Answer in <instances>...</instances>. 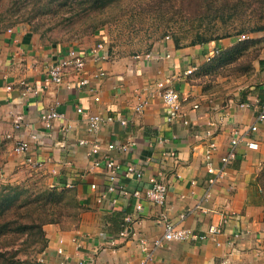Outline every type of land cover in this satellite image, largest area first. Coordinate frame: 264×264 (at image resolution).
Instances as JSON below:
<instances>
[{
    "label": "crops",
    "instance_id": "1",
    "mask_svg": "<svg viewBox=\"0 0 264 264\" xmlns=\"http://www.w3.org/2000/svg\"><path fill=\"white\" fill-rule=\"evenodd\" d=\"M229 43L211 42L175 48L167 41L148 52L169 53L168 58L160 61L134 57L115 59L112 56L106 62L95 64L90 61L84 75L92 74L98 68L107 74L98 86L100 100L95 103L86 90L75 86L77 77L74 74H68L59 86L44 83L48 66L64 57L66 49L43 44L35 33L21 27L0 31V181L13 180L35 170L34 173L41 174L49 186L73 188L85 207L75 228L61 230L55 225L45 226V264H140L142 254L138 240L143 237L150 243L164 234L160 214L163 212L178 224L180 213L200 200L204 211H196L178 225L202 233L209 225L221 220L220 214H231L225 234L220 237L222 245L217 247L211 240L171 241L155 253L149 264H261L264 259V206L256 177L264 165V146L258 151L238 146L236 159L227 175L206 192L208 175L202 167L204 146L200 137H196L208 121L216 122L224 115V123L216 129L218 149L214 161L218 166L219 157L228 149L232 129L245 131L255 121L264 99V49L260 65L254 64L255 80L243 82L237 90L222 92L221 96L212 99V95L219 93L204 85L200 70L213 49ZM91 46L75 49L88 52ZM193 67L196 70L186 75ZM171 76V85L183 100V115L189 120L187 126L180 120L167 122V112L158 97H150L141 112L134 110L153 89L155 81ZM149 86L152 87L149 89ZM237 100L248 101L252 107L240 109ZM194 105L198 106L196 110L192 109ZM79 107L82 114L76 111ZM53 108L64 117L54 121L47 131L40 116ZM89 114L127 120L124 128L118 121L105 124L96 135L103 149L111 142L133 143L127 151L111 152L123 166L134 164L144 168L146 175H154L162 168L163 151H173L177 155L179 177L171 176V172L166 174L165 205L158 208L143 202V211L135 217L132 231L125 238L120 236L123 220L133 212L134 201L121 198L116 205L108 201L98 203L96 197L100 191H94L90 186L104 187L103 167L91 168L87 148L75 146L77 139L93 140L94 136L86 132L84 125L85 115ZM19 118L22 127L15 129L14 121ZM64 125H70L71 131L63 135L60 129ZM33 134H37V140L31 139ZM254 137L264 142V122L259 124ZM19 139L28 144L27 156L41 162L40 167L32 168L25 162V155L14 152ZM66 161L71 165L66 166ZM165 163L167 167L172 165L168 160ZM124 184L131 192L149 186L147 182L135 179L125 180ZM238 227L244 235L231 253L226 242ZM59 248L62 254L57 253Z\"/></svg>",
    "mask_w": 264,
    "mask_h": 264
},
{
    "label": "rangeland",
    "instance_id": "2",
    "mask_svg": "<svg viewBox=\"0 0 264 264\" xmlns=\"http://www.w3.org/2000/svg\"><path fill=\"white\" fill-rule=\"evenodd\" d=\"M158 8L167 10L151 11ZM240 23L250 26L243 32V40H238L243 35L237 33ZM256 25L264 26V0H112L102 8H91L87 0H0V31L21 27L35 33L41 43L66 50L93 47L99 41L115 59L144 56L165 43L167 36L175 48L230 42L222 47L228 49L239 41L259 40L256 46L246 44L245 50L235 55L233 64L223 66L216 62L212 67L201 68L204 85L219 93L212 99L255 80L254 64L260 65L264 49V31L249 32ZM34 172L0 184L19 185L28 192L43 187L50 190L52 187L41 174ZM262 177L258 181L264 195ZM262 200L264 206V196ZM54 208L53 203L43 208L33 206L28 215L12 218L15 223L10 232L0 238V264H45L47 245L33 223H43L46 217L49 220ZM74 221L61 216L59 223L42 225V230L45 232L48 225L72 229L79 222ZM260 262L264 264V259Z\"/></svg>",
    "mask_w": 264,
    "mask_h": 264
},
{
    "label": "built area",
    "instance_id": "3",
    "mask_svg": "<svg viewBox=\"0 0 264 264\" xmlns=\"http://www.w3.org/2000/svg\"><path fill=\"white\" fill-rule=\"evenodd\" d=\"M246 36L242 35L238 40L245 39ZM169 41V37H165V42ZM218 53V48L213 49L210 54L206 57V61ZM110 55L108 49L102 42H97L93 47H91L88 52H81L74 49L67 50V54L59 59L57 62L52 63L48 66L45 74L44 83L53 84L59 86L64 83V79L68 74H74L77 77L75 86L77 88H82L86 90L91 96L95 103L99 102V87L101 82L106 77V72L102 68H98L95 72L89 75H84L85 68L88 62H93L95 64L100 62L108 61ZM169 53H146L144 56H134L135 59L148 58L150 60L160 61L163 58H168ZM264 64V62H263ZM196 68H189L186 71V75H191ZM172 76L165 78L160 81H155L153 84V89L148 91V94L144 99L135 106V111L141 112L148 103L150 97H158L162 101L163 107L167 112L166 121L173 123L175 120H180L184 126L189 124V120L185 118L182 111V102L180 93L172 85ZM67 87L70 86L67 84ZM152 87V86H151ZM150 86L147 88H151ZM37 93V91H35ZM237 106L240 109H249L252 104L248 101L237 100ZM198 108L197 105L192 107L193 110ZM215 109V107H214ZM77 113L82 114L83 110L81 107L77 108ZM63 114L56 110L55 108L44 111L40 120L43 124L45 130L49 131L52 128V124L56 120L63 119ZM113 121H118L121 127H126L127 120L124 118L116 119L114 116H103L101 114H89L85 115L84 125L85 130L88 134L93 137L92 141H87L85 139H77L75 146L86 147L87 157L89 159V165L91 168H101L104 170L105 184L104 187L99 189L96 184H92L90 187L94 191H100L96 197L98 203L108 201L111 205H116L119 199L124 201L133 200V212L127 214L124 217L123 230L120 236L125 238L132 231L133 221L135 217L143 211V202H149L155 207L161 208L165 205L167 198V186L164 182L166 174L171 172V176H176V168L178 166L177 155L173 151H163L161 153L162 158V168L154 175H146L144 168L134 165L126 164L123 166L120 162L115 160L111 156V152L114 150L127 151L131 144H119L118 142H111L107 144L106 148L103 149L101 146V141L96 136L101 130L102 126ZM225 121L224 115L219 116L218 120L208 121L201 134H197L203 142V158L202 167L208 175L205 180L206 192L213 189L218 185L223 178L227 175L228 169L236 159L237 148L240 145H244L250 151H258L264 142L258 141L254 134L258 131L259 124L264 122V99L260 104L259 112L255 117V121L243 132H240L237 128L232 129L228 139V149L224 155H221L218 159L219 165L215 166L214 155L218 149V144L216 141V129L221 126ZM22 124L20 118L14 121V128L20 129ZM61 134H67L71 131L70 125H64L60 129ZM32 140H37V134L31 136ZM163 139H160L162 142ZM29 146L23 140H17L14 146V152L20 155H25V162L32 168H38L41 166V162L33 160L28 157ZM168 160L172 162L170 167H167L165 161ZM66 166H70L69 161L65 162ZM179 177V175H177ZM135 179L137 181H145L149 184L148 187L142 190H135L133 192L125 189V180ZM194 184V182H192ZM50 187H53L52 185ZM207 195V194H206ZM205 195V196H206ZM202 200L198 201L192 208L188 207L185 211L180 213L178 216V221H185L189 216L193 215L196 211H204L202 208ZM221 220L218 223H213L208 226L207 230L202 233H194L187 228H181L179 225L168 219L166 215L162 212L160 214L159 221L163 223L164 234L156 239H153L150 243L143 237L138 240V247L142 254L140 264H149L155 255V253L166 246L167 243L171 241H198L213 242L215 246L220 247L222 242L220 237L225 234V227L232 218L231 214H220ZM244 231L242 229L235 228L230 239L226 242L227 246L230 247V252L236 250L237 242L243 237ZM58 254H62L61 248L57 250Z\"/></svg>",
    "mask_w": 264,
    "mask_h": 264
},
{
    "label": "trees",
    "instance_id": "4",
    "mask_svg": "<svg viewBox=\"0 0 264 264\" xmlns=\"http://www.w3.org/2000/svg\"><path fill=\"white\" fill-rule=\"evenodd\" d=\"M91 6V8H102L106 7L108 4L112 2V0H87ZM159 10H167V8H158L157 10L151 9V11H159ZM249 25H245V23H240L239 30L237 33L246 32L249 29ZM264 31V26L256 25L255 28H252L249 32H259ZM253 43L252 45H257L259 40L249 41ZM248 41H239L235 46L230 47L228 49H223L222 47L218 48V53L214 55L210 61L206 63V68L212 67L214 63H219L223 66L227 64H233L236 62L235 55H239L245 48ZM109 55L110 52H109ZM204 67V66H203ZM262 176H264V165L261 168L260 174L256 177V184L260 190L261 198H263V191L259 184L258 180H262ZM58 188L52 187L50 190L46 187L38 188L35 191L28 192L24 190L19 185H11V184H0V238L1 236H6L8 232L11 230V225L15 223L12 218L14 216L21 217L23 214L28 215L31 208L33 206H37L40 208L45 207L49 203L55 204V212L51 213L48 218H44L45 221L43 223L37 222L33 223V225L39 229L37 232L39 237H41L44 245H47V240L45 237V232L42 230V225L46 224H57L59 223V218L63 216L65 219L78 221L80 219L81 213L85 210L84 204L77 199V194L73 188H62L63 190L58 191ZM25 195L24 193H27ZM23 197V198H21ZM263 201V200H262ZM74 221V222H75ZM27 228L26 225H24ZM44 248V247H43ZM1 257V255H0Z\"/></svg>",
    "mask_w": 264,
    "mask_h": 264
}]
</instances>
